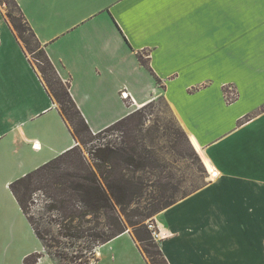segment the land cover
<instances>
[{"label":"crops","instance_id":"crops-1","mask_svg":"<svg viewBox=\"0 0 264 264\" xmlns=\"http://www.w3.org/2000/svg\"><path fill=\"white\" fill-rule=\"evenodd\" d=\"M16 1L92 132L163 97L189 136L209 177L155 216L168 264H264V0ZM5 14L0 264H57L10 185L79 143ZM138 245L126 230L94 264H151Z\"/></svg>","mask_w":264,"mask_h":264},{"label":"trees","instance_id":"trees-1","mask_svg":"<svg viewBox=\"0 0 264 264\" xmlns=\"http://www.w3.org/2000/svg\"><path fill=\"white\" fill-rule=\"evenodd\" d=\"M0 1L2 2V0ZM10 1L19 9L21 14L20 17H15L12 12L8 11L6 18L15 30L18 39L23 40L28 45V41L24 39L23 35L29 32L37 44L38 52L43 58L40 62L47 65V67L41 68V72L46 75L50 71L56 78L55 83L48 81L49 85L46 86L49 92L58 102L61 114L66 119L68 118L73 126L74 121L77 122L73 135L78 136L79 139L83 137V134H88L94 138L103 131L120 129L124 124L130 122L134 112L93 135L71 95L70 83L59 76L54 63L25 18L18 2L16 0ZM30 50L35 49L31 47ZM141 61L147 65L142 57ZM134 128L136 127L127 130V133L132 132ZM94 157L99 160L95 165L96 169L87 162L79 146H75L11 183V191L32 223L31 225L44 247L51 248L54 245L59 247L56 242L60 241L51 233L49 228L43 227L46 218L42 215L36 216L32 211L35 205L33 196L37 192L41 193L47 200L44 210L54 212L60 218L61 224H59L64 229V232L59 231L61 236L73 238L86 237L87 235L92 238L94 244H105L124 233L127 230L128 222L134 226L136 239L140 243H146L144 250L151 257L152 262L150 263L168 264V260L160 249L159 242L155 240L151 230L147 228L148 225L143 223L142 218L157 214L174 201H166L164 206L155 207L149 215H141L139 221L132 219V215L126 212L136 196L143 192L141 186L144 185V181L138 172L145 170L146 163L139 148L129 146L127 142L124 147L110 144L98 145L95 148ZM131 169L134 173L130 172ZM89 216L91 218H88ZM84 222H94L95 224L85 228ZM50 239L53 244L50 243ZM54 255L57 256V254ZM61 256L66 260L61 263L56 262L57 264H76L75 259L70 258L67 253ZM157 256L161 260H158ZM40 257V253L31 254L24 259V263L37 264ZM78 264H90V260L81 261Z\"/></svg>","mask_w":264,"mask_h":264},{"label":"rangeland","instance_id":"rangeland-1","mask_svg":"<svg viewBox=\"0 0 264 264\" xmlns=\"http://www.w3.org/2000/svg\"><path fill=\"white\" fill-rule=\"evenodd\" d=\"M0 3L3 5L6 14L10 11L13 16L20 17L19 9L10 0H2ZM23 37L28 41V45L23 40H21V43L33 63L37 66L47 86L49 85V80L55 83L56 78H54L52 72L48 71L46 75L41 72V68L47 67V65L40 62L43 58L39 54L37 44L29 32L24 33ZM31 47L35 50H30ZM225 91L229 93L235 92L238 96L236 87L227 85ZM226 95V101L232 103L233 101L229 102ZM133 112L134 115L131 121L124 124L120 129L103 131L94 138L88 134H83L81 139L76 136V140L85 159L95 169L96 163L99 162L94 157L95 148L98 145L110 144L124 147L127 142L129 146H137L139 148L146 163L145 170L138 172L143 177L144 185L141 186L143 187V192L141 195H137L134 202L126 209L127 214L132 215V219L139 221L141 220V215H149L155 207H162L166 201H175L188 194L189 191H193L208 180L209 175L206 168L202 165L200 157L192 148L189 136L180 126L174 111L165 98L157 97L143 108L136 107ZM67 122L71 125L74 133L77 122L74 121V126L68 118ZM133 127L136 128L132 132L129 131L127 133V130ZM96 133L93 132V135ZM130 172L134 173L133 169ZM33 198L35 201V205L32 208L33 213L36 216L42 215L46 218L43 227L49 228L51 233L60 241L56 242L59 247L55 245L51 248L47 247L45 248L46 252L50 256L52 255L51 257L56 259L57 263L64 262L66 259L61 255L67 253L70 258L73 257L75 259L74 262L76 264L87 260H90V264H94L97 259V248L101 244H94L92 238L87 235L86 237L73 238L61 236L59 231L64 232V229L60 226V218L54 212L44 210L47 203L46 198L39 192L35 193ZM155 216L156 214H152L149 217H143L142 220L143 223L148 225L147 228L151 230L157 241L158 235L155 236L153 233L154 231L157 232L158 228L155 224ZM88 218H91V216ZM94 224V222H84L85 228L94 226ZM126 229L137 238L134 233V226L127 222ZM50 243L53 244L51 239ZM137 243L140 250L152 262L151 257L144 250L146 243H140L138 239ZM54 254H57V256ZM157 258L161 260L160 257L157 256Z\"/></svg>","mask_w":264,"mask_h":264},{"label":"built area","instance_id":"built-area-1","mask_svg":"<svg viewBox=\"0 0 264 264\" xmlns=\"http://www.w3.org/2000/svg\"><path fill=\"white\" fill-rule=\"evenodd\" d=\"M227 93V95H226ZM225 95L228 99V101H235L236 98H237V94L235 92H232V93H229L228 91H225ZM121 96L124 98V99H127L129 96H128V92H125V91H121ZM155 234V236H157V232H153Z\"/></svg>","mask_w":264,"mask_h":264},{"label":"bare ground","instance_id":"bare-ground-1","mask_svg":"<svg viewBox=\"0 0 264 264\" xmlns=\"http://www.w3.org/2000/svg\"><path fill=\"white\" fill-rule=\"evenodd\" d=\"M194 144H195V142H194ZM209 169H210V172H212V174H214V169H212L211 166L209 167Z\"/></svg>","mask_w":264,"mask_h":264}]
</instances>
